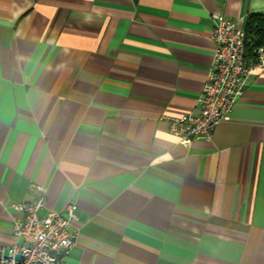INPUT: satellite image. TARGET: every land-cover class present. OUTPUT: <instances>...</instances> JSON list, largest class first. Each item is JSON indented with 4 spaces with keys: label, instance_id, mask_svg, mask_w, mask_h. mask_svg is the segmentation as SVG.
I'll use <instances>...</instances> for the list:
<instances>
[{
    "label": "crops",
    "instance_id": "obj_1",
    "mask_svg": "<svg viewBox=\"0 0 264 264\" xmlns=\"http://www.w3.org/2000/svg\"><path fill=\"white\" fill-rule=\"evenodd\" d=\"M264 0H0V247L15 204L73 205V264H264V69L210 140L169 131L213 15ZM264 45V44H263Z\"/></svg>",
    "mask_w": 264,
    "mask_h": 264
},
{
    "label": "built area",
    "instance_id": "obj_2",
    "mask_svg": "<svg viewBox=\"0 0 264 264\" xmlns=\"http://www.w3.org/2000/svg\"><path fill=\"white\" fill-rule=\"evenodd\" d=\"M211 38L213 62L195 105L188 111L163 114L169 131L176 136L210 140L215 126L230 119L249 75L264 69V45L248 60L245 31L235 20L214 14ZM36 188L39 194L34 199L15 204L22 214L12 218L14 242L0 247V264H73L69 256L78 232L74 206L64 211L48 209L39 215L45 206V188Z\"/></svg>",
    "mask_w": 264,
    "mask_h": 264
},
{
    "label": "trees",
    "instance_id": "obj_3",
    "mask_svg": "<svg viewBox=\"0 0 264 264\" xmlns=\"http://www.w3.org/2000/svg\"><path fill=\"white\" fill-rule=\"evenodd\" d=\"M245 31V57L251 60L255 49L264 44V14L254 13L247 17Z\"/></svg>",
    "mask_w": 264,
    "mask_h": 264
}]
</instances>
